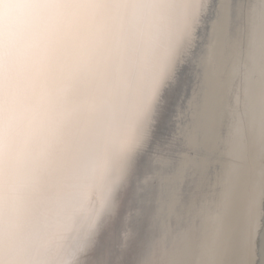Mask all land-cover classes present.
Segmentation results:
<instances>
[{
  "label": "bare ground",
  "instance_id": "1",
  "mask_svg": "<svg viewBox=\"0 0 264 264\" xmlns=\"http://www.w3.org/2000/svg\"><path fill=\"white\" fill-rule=\"evenodd\" d=\"M0 264H264V0H0Z\"/></svg>",
  "mask_w": 264,
  "mask_h": 264
}]
</instances>
